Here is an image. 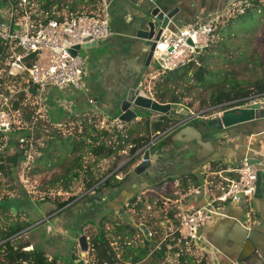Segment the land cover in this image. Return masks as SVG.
Returning <instances> with one entry per match:
<instances>
[{
  "label": "crops",
  "instance_id": "crops-1",
  "mask_svg": "<svg viewBox=\"0 0 264 264\" xmlns=\"http://www.w3.org/2000/svg\"><path fill=\"white\" fill-rule=\"evenodd\" d=\"M108 1L111 2L110 28L114 33L113 36L107 41L100 43L99 49L81 52L86 60L84 91L78 93L67 91L66 93H62L53 89L50 90L48 96L49 100L46 103L48 109V113L46 114L47 122L50 120V116L52 117V114L58 111L59 114L65 112L63 116L71 117V119L79 117L78 114H86L88 112L90 114L93 113L94 117L92 118L96 121H110L119 117L121 112L115 107L113 102L123 95L124 91L122 90V86L124 82H127L129 85L134 83V80L142 72V65L145 61L146 54L144 47L146 46V42L139 38L138 32L149 30L146 26L147 20L143 19L146 11L160 8L165 13H174L175 15L170 20V23L172 29L176 30L177 28L188 27L196 22L214 19L218 21L235 8L241 7L243 9L244 6L249 5L254 0H140L138 5L130 3L127 0ZM32 3L35 5L34 12L37 19L44 16L53 19H63L69 15H78L82 13L93 14L97 11V2L93 3L92 0H32ZM15 5H17V2L14 3L12 0H0V24L9 20L12 8ZM241 8L238 10L240 11ZM149 72H151V68L148 70V74ZM154 76H156V72ZM148 95L153 97L151 92H148ZM91 99L96 102L94 105L90 104L89 101ZM67 106H72L73 112H68L66 109ZM152 115L154 116L151 117V119L143 118L133 122L132 128H125V131L127 130L130 134L131 141L145 137L149 132H151V134L154 133V126H159V122L164 121L165 117L156 114ZM153 118H155V120ZM169 120L172 121L171 119ZM201 123L196 124L192 119L190 123L183 124L168 134H166V131L170 127L164 131L156 132L154 135L156 136L161 133V137L154 141L150 147L151 159L154 165L153 169H151L150 177L144 176L137 178L130 172L132 169L131 167L128 168L127 171L124 169L121 172L122 178L118 179H124L125 182L120 189H115V193H117L113 194V199L107 198L106 194L101 195L102 197L100 196L99 198V196L96 195L97 190L93 191L90 188L81 193L74 202L67 204L65 207L57 208V200L45 201V199L42 198L39 202H36L31 196H24L23 198L11 196L16 198V202L19 205L15 212H12V205H8L11 208L10 212L13 213L14 216L17 212H24L26 215L24 219H26L27 222L34 219L36 215L44 219L41 221V225L38 229V233L43 232V236L36 238V241H29L31 243L29 249L31 250L34 247H38L43 250L42 246L47 245V242L53 239L55 242L58 241L57 249L60 248V242H63V247L64 242H72L75 243L76 253L74 256H76L77 260L82 255L81 250L78 248L79 243L77 241L80 236L85 235V232L77 235L75 231L80 227L82 229V226L86 224V221L78 222L77 219L83 216L95 215L104 204L107 205L105 210L110 212V216L116 214L118 217V219H111L112 223L118 220L116 223H122L136 228L139 233L137 237L140 238L138 244L141 245L142 240L146 239L148 244H145L147 245L145 248L148 249L154 242L153 240L150 241L149 238L143 234L140 230V226L143 225L146 228L159 231V228L155 226L156 224L165 221L176 224L177 218L181 213L190 211L210 201L211 197H209V191L205 186L209 173L228 167H236L245 157L249 159H260L264 164V132L260 133L261 130L253 132L250 128L248 130L249 133H238L235 136H228L226 133L222 132L216 134L215 140H210L205 134V131H203ZM173 124H171V126ZM125 125L128 126L129 124ZM188 126H193L201 131L205 137L203 141L206 143L213 141L214 146L207 144L201 147L196 143H191L179 148L178 145L182 138H185V140L195 138V133L192 130L186 131L189 133L185 137L178 138L176 136L178 131ZM147 128L149 130L148 133L146 132ZM17 137L18 134H0V153L8 152L10 145L13 146V150L15 151L12 152V150V154L10 152L9 155L15 154L16 150L20 152L23 151L24 149L21 148L17 142ZM107 143L108 140L106 141V144ZM130 144L137 146V142H132ZM2 147L4 148L1 149ZM55 150L56 153L51 154L50 158H42L40 160L38 164L41 166V169L49 170L45 167L48 168V166L50 167L51 165H58L61 158L58 159V151L57 149ZM51 152L52 149L50 153ZM201 153H203L200 156L201 158L208 156L216 160L203 165L205 162H201L198 159V154ZM40 155L41 154L37 152L34 160L35 158L41 157ZM118 155L120 159L123 157L120 153ZM34 160L33 163L35 162ZM90 160L93 162L94 158L91 157ZM109 160L111 162L114 161V159ZM103 162H106V159L103 160ZM121 163L118 168L121 167ZM59 171L61 172L59 175H61L62 170ZM59 171H55L56 174L54 177L59 176L57 174ZM114 171H116V169L109 175ZM1 176L3 180L6 178L4 175ZM173 180L175 181L173 182ZM184 182L186 184H184ZM47 183H44V187L48 186ZM1 189L2 187H0V190ZM195 190L200 191V193L196 195ZM143 192H147V197H145L143 203L144 208L134 213L132 208L129 206L127 207V205L131 199L136 198ZM1 198L0 200L3 203ZM87 200L91 201L87 202ZM160 202H164V208L160 207ZM80 203H84V210L82 207L77 208L81 205ZM221 205L223 206L220 209L222 214L216 216L213 222L202 230V237L209 244V250H211L213 257L208 256L209 254L206 253L207 255L203 256L201 264H232L234 260L239 257L236 243L226 239L229 224L226 222L225 217L244 222L249 216L248 219L255 221L253 225H259L262 216H264V202L256 201L254 203L253 200L247 203L242 200L236 203ZM74 207L76 209L73 211V214L76 219H68L66 216L67 212ZM147 207L151 209L149 210ZM244 208H248L249 210L245 212L243 211ZM122 209L123 212H121ZM1 212L3 211L0 210V220L3 222L6 214H2ZM245 224L253 228V225L248 222H245ZM0 228L2 227L0 226ZM161 234L162 231H159V240ZM141 238L144 239L141 240ZM262 238H264V236ZM127 241L129 242V240ZM211 243H215L223 250H221V248L220 250L215 249L210 245ZM131 244V242L128 243L129 246ZM111 245L114 251L119 250L117 242H113ZM123 253L124 251H121V255H123ZM163 253H160L161 255H158L156 258L150 257L147 259V262L157 264L162 261V263H164L163 259L165 257H163ZM121 255L116 253L117 258H121ZM47 256L50 259L54 258L56 264H60V259L51 257L48 254ZM196 257L201 258L199 256ZM151 259H153V261H150ZM189 260L193 261L194 257H189Z\"/></svg>",
  "mask_w": 264,
  "mask_h": 264
},
{
  "label": "built area",
  "instance_id": "built-area-1",
  "mask_svg": "<svg viewBox=\"0 0 264 264\" xmlns=\"http://www.w3.org/2000/svg\"><path fill=\"white\" fill-rule=\"evenodd\" d=\"M96 1L98 7L93 14L69 15L63 19L44 16L37 19L35 5L31 0H18L17 5L12 8L9 20L0 24V134H25L17 137L19 146L24 149V159L21 161L23 164L28 165L34 160L37 147L43 144V138L47 137L45 135L52 132L47 126L49 123L46 115L50 90L62 93L67 91L78 93L85 90L86 60L81 53L74 57L71 50L88 43L107 41L114 34L110 28L111 2ZM239 12L243 13L244 10L241 8ZM215 22L217 19L201 21L174 30L169 21L160 38L154 41L152 65H157L156 76L196 62L198 56L213 42ZM32 91H35V94ZM248 101L251 104L246 106L245 103ZM89 102L92 105L96 103L93 99ZM254 104L264 102L261 99L249 98L223 104L217 108L223 112L230 108H245ZM66 109L70 113L73 112L72 106H67ZM182 120L179 121L182 123L188 119ZM96 123L97 127L108 135L107 147H122L124 150L120 151V154L123 153L125 158L121 167L93 185L91 188L93 191L105 185L112 177H116L117 172H122L128 166L133 169L135 165L141 163L142 156L134 161L133 157L137 152L145 151L147 146L154 142L152 139L135 153L128 154L125 149H133L135 145L128 142L130 135L125 131L124 122L114 118ZM53 128L60 129L58 126ZM256 180L257 168L249 163L247 157L236 167L209 173L205 186L209 191L210 201L181 213L176 224L167 221L156 224L159 231H162L160 240L159 231L147 228L148 238L154 243L147 249L149 252L146 260L137 264H145L147 259L156 258L163 252L162 255L165 257L163 264H181L182 259L187 263L189 257H194L193 261L201 264L204 255L209 254L208 256L213 257L209 244L202 237V230L213 222L216 216L222 214L218 205L242 200L247 203L253 201ZM199 193L200 191L195 190L196 195ZM239 196H243V199L241 200ZM145 197L147 192L136 197L135 203L131 206L134 213L138 210L137 206L144 203ZM87 241L88 251L76 262L84 260V264H96L95 251L90 246L89 237ZM5 242H1L0 245ZM145 244L146 239L142 240L141 245L146 247ZM78 248L81 250L79 244Z\"/></svg>",
  "mask_w": 264,
  "mask_h": 264
},
{
  "label": "rangeland",
  "instance_id": "rangeland-1",
  "mask_svg": "<svg viewBox=\"0 0 264 264\" xmlns=\"http://www.w3.org/2000/svg\"><path fill=\"white\" fill-rule=\"evenodd\" d=\"M261 3H264V0H258ZM96 2V1H95ZM97 7L98 4L96 3ZM239 8H235L233 11L228 13L227 15H235L236 13H239ZM226 15V16H227ZM234 33V34H233ZM231 35L225 36V38L222 39L223 42L222 44H213L209 48H207L206 51H204V56L205 60L200 62V66H204L206 69L214 71L219 73V77H215L214 80H220V77H223V75L226 74H233L237 80L245 82V83H251L255 82L261 77L264 76V65H259L258 59L262 58L264 59V23L261 24V26L258 27H253L251 30L245 32V31H234ZM102 43V42H100ZM99 43V44H100ZM84 52V51H82ZM264 64V62H263ZM157 70V65L153 64L151 66V72L149 74L143 75V77L140 79V84H143L144 90L148 93H152V89L155 86L156 81H158L159 76L153 77L155 72ZM195 70V69H193ZM191 82L187 80H182L179 86L176 89V97L178 99H181L180 103L174 105V115L170 116V119L172 120L171 122L177 123L179 120L187 118V116L194 115L192 117L194 123L200 124L202 121H208L211 119H215L219 117V114L222 113V109L220 108H215V107H209L206 105H202L203 100H207L208 98V93L209 91H206L202 89L200 86L194 87L188 91V87L191 86ZM251 97L253 99H263L262 101L264 102V95H259L255 94L253 89H251ZM49 100V98H47ZM246 106L250 105L251 102H246ZM59 112V111H58ZM54 112L55 114H52V117L50 116V120H48L47 126L50 127L51 130H53L54 127H60L59 131H63L64 136L68 135V131H73L72 128H75V126L78 123H81L83 120H86L89 122L93 116V113L90 114L89 112L86 114H78L79 117L72 118L71 117H65V112L63 113H58ZM50 115V114H49ZM139 118H145V119H151L154 115H152L150 112L140 110L138 111ZM152 115V116H151ZM155 120V118H153ZM59 124V125H58ZM64 125L66 127H64ZM96 126V125H95ZM124 127H133V124L124 125ZM82 128V127H81ZM99 131H101L98 128ZM54 131H57L54 130ZM81 131H83L81 129ZM127 131V130H126ZM53 132V131H52ZM51 132V134H52ZM128 135L129 132L127 131ZM50 134V133H49ZM50 134V135H51ZM155 133L149 132L147 137L148 141H151L154 138ZM19 136L25 135L24 133H18ZM49 137L43 138L42 141H47ZM63 136V137H64ZM133 139V138H132ZM130 143V142H129ZM136 146H134L135 148ZM13 146L10 145L8 148V152H3L4 157L10 156V152L13 150ZM58 153V159H60V162L58 165H55L54 169L52 170H45L42 169L39 171V173L35 174L33 172V169L36 167V165L31 161L30 164L26 165L23 164L22 162L20 163V166H11L7 164V168L0 173V177L2 178L1 175H4L6 178L3 180V178H0V187L2 189L0 190V198L3 200V204L5 205H12V209H16L19 207L17 204L16 198H13L11 196H15L18 198H23L24 196H31L33 200L36 202H39L40 199H45L49 198L48 201H68L69 203L74 202L84 191H87L86 187L83 185L81 181L75 182L72 185V190H70L69 193H66L59 188L60 186L56 187H49L50 190L48 192L46 191H40V187H44V183L49 182L54 175L56 174L55 171L61 170V166L64 168L69 167L71 163L74 161V158H76L77 152L72 153L74 149V143L67 144H57L56 147ZM131 150L126 149V152L128 154L131 153ZM13 150L12 152H14ZM51 151V148H50ZM11 152V154H12ZM123 157L118 159L117 161H110L109 159H106V162H99V164L95 167L94 173L96 177V181L94 184L99 183L105 177L109 176V174L118 168L120 165L121 161L125 158L124 154L122 153ZM55 157V156H54ZM91 157H87L85 161L88 164H91ZM55 160V159H54ZM112 160V159H111ZM4 161V160H3ZM6 162V161H5ZM13 168V169H12ZM122 171V170H121ZM127 171V169H126ZM115 172V171H114ZM61 172L59 171L57 174L59 175ZM117 178H122L121 172L116 173ZM112 177L111 179H113ZM110 180V179H109ZM175 180H173L174 182ZM105 187V185H102L98 190L96 195L100 196L103 194L107 195V198L113 199V194L115 193V190H112L110 188ZM44 189H48V187H44ZM117 193V192H116ZM115 193V194H116ZM174 193V192H171ZM102 197V196H101ZM17 198V199H18ZM72 199V200H71ZM47 201V200H45ZM91 200H87V202H90ZM86 203V202H85ZM81 204V203H80ZM84 203H82L79 207H82L84 210ZM164 202H160V207L164 208ZM220 208H222V205H218ZM107 207L106 204L102 206V208L99 209V211L96 212L95 215H90V216H83L80 219H77V221L85 222L84 226H82L79 229H76L77 235L82 234L85 232V235L90 238H95L96 236H99L102 231H108L111 232L114 228L115 225L112 224L113 219H118L116 214L110 216V212L108 210H105ZM144 208V205L141 204V207L139 209ZM76 208L74 207L73 209H70L69 212H67V218L75 220L76 217L73 214V211ZM13 212V211H12ZM3 214V212H1ZM5 218L3 222L0 220V226L3 228L8 227L9 224H15V223H27L28 227L25 229L21 235L14 236L10 239V241L18 246L26 241H31L35 240L36 238H39L40 236H43V232L38 233V229L41 225V221L44 220L42 217L39 215H36V217L30 221H26V215L24 212H17V214L14 216L13 213L12 215L10 214L9 211L5 213ZM52 214V213H50ZM110 216V217H109ZM117 217V218H116ZM112 219V220H111ZM88 220V221H87ZM118 222V220L116 221ZM115 222V223H116ZM38 225V226H35ZM32 227V228H31ZM31 228V229H30ZM135 230L134 236L129 240V242L132 243V245H137L138 241H140V238L137 237L139 235L138 231L136 228H133ZM75 235V236H77ZM107 238H111V233L106 234ZM79 237V236H77ZM80 238V237H79ZM78 238V239H79ZM117 238V237H115ZM112 239V238H111ZM58 242V241H57ZM57 242L53 239L52 241H48L47 245L42 246V249L51 257H56V259H60V264H75L76 256L74 254L76 253V248H75V243H66L64 242V247H63V242H60V248L57 249ZM127 243L128 241H124ZM124 242L121 244H118V251H115V253H118L121 255V251H124L125 244ZM128 242V243H129ZM2 247H0V255L1 258L4 256V251L3 249L5 248L4 244H1ZM0 245V246H1ZM126 252V250H125ZM95 263L97 255L95 253ZM54 259V258H52ZM116 263L115 264H129V261L123 260L122 255L121 258L115 257ZM209 259V258H208ZM92 260V258H90ZM145 264H156L153 262H146ZM157 264H163L162 261L158 262Z\"/></svg>",
  "mask_w": 264,
  "mask_h": 264
},
{
  "label": "trees",
  "instance_id": "trees-1",
  "mask_svg": "<svg viewBox=\"0 0 264 264\" xmlns=\"http://www.w3.org/2000/svg\"><path fill=\"white\" fill-rule=\"evenodd\" d=\"M96 0H92L95 3ZM97 2V1H96ZM32 3V0H31ZM243 13H236L235 15L224 16L220 18L214 24L213 33V44H222L221 42L225 36L231 35L234 31H249L253 27L261 26L264 23V3L258 0L252 1L249 5L244 6ZM234 34V33H233ZM205 49L204 51H206ZM205 53V52H204ZM204 53L198 56L196 62L182 67L178 70L168 72L159 76L158 81H156L155 86L152 89L153 97L160 103L166 104L171 103L174 105L180 103L181 99H178L175 95L176 89L182 80H187L191 82V86L188 87V91L194 87H201L202 89L209 91L207 100L202 101V105L209 107L221 106L223 104L231 103L234 101L246 100L251 97V89L255 94L264 95V76L255 82L245 83L237 80L233 74H226L220 77V80H214L215 77H219V73L206 69L204 66H200V62L205 60ZM198 62V63H197ZM259 65H264V59H258ZM195 69V70H193ZM171 122L167 117L164 118L163 122H159V126L155 125L153 128L154 133L164 131L171 127ZM96 125V126H95ZM67 126V125H66ZM64 125V127H66ZM82 127V128H81ZM81 129L83 131H81ZM52 134H46L45 136L50 138L47 141H43L41 146L37 147V152L40 153L41 157L35 158L34 164L36 167L33 169L35 174L39 173L41 166L38 164L42 158H50L51 154H55L57 144H67L74 143V149L72 153L77 152L76 158L71 163L69 167L64 168L61 166L62 174L53 177L48 183V189L41 188L39 190L48 192L49 187L60 186V189L66 193L72 190V185L75 182L81 181L86 189L93 187L96 177L94 173L95 167L99 162L105 159H114V162L119 159L120 151L124 150L122 147H107V134L99 131L97 123L94 118L89 122L83 120L78 123L73 131H68V135L64 136L63 131H54ZM148 128L146 132L148 133ZM64 136V137H63ZM40 135L38 136V138ZM137 142V146L131 150V154L135 153L140 147L148 142V137H141L134 141L130 140V143ZM50 148L52 152L50 153ZM50 153V154H49ZM23 151L16 150V153L7 157L0 153V172L5 170L8 166L7 164L13 166H20L21 161L24 159ZM93 157L94 161L88 164L85 159L87 157ZM4 160V161H3ZM6 161V162H5ZM46 166V165H45ZM55 166L45 167L46 169H54ZM12 168V169H13ZM125 182L124 179L119 180L114 177L106 182L105 187L112 190L120 189L122 184ZM184 184H186L184 182ZM46 187V188H47ZM106 188V189H107ZM45 200H49L47 196ZM72 200V199H71ZM69 201V200H68ZM68 201H57V208L65 207L69 204ZM136 198H133L129 202V206H133ZM141 204L137 206L139 210ZM0 210L3 213L7 211L10 212L11 208L5 204L0 206ZM12 215V213L10 212ZM112 223V222H111ZM115 228L111 231H102L99 236L95 238H90V246L95 251L98 258H96L97 264H115L117 261L115 259L116 253L113 250L112 243L117 242L121 244L126 240H131L134 236L135 230L129 225H124L122 223H115ZM28 227L27 223H15L9 224L8 227L0 228V243L5 242L4 256L1 258L0 264H56L55 259H50L47 254L38 247H34L31 250L27 248L31 247V243L26 241L18 246L14 245L10 239L20 232L24 231ZM138 231V230H137ZM111 233V238H107L106 234ZM21 235V234H20ZM117 237V238H115ZM148 244V242H146ZM2 247V245L0 246ZM124 253L122 255L123 260L129 261L130 264H137L142 259H145L148 255V250L142 245L137 243L134 245L123 246ZM2 250V249H0ZM126 250V252H125ZM181 264H196L195 261H188L185 263L182 259Z\"/></svg>",
  "mask_w": 264,
  "mask_h": 264
},
{
  "label": "water",
  "instance_id": "water-1",
  "mask_svg": "<svg viewBox=\"0 0 264 264\" xmlns=\"http://www.w3.org/2000/svg\"><path fill=\"white\" fill-rule=\"evenodd\" d=\"M14 3L18 2V0H12ZM130 3L138 5L140 0H127ZM144 20L146 19V26L149 28L148 31H139V38L146 42L145 50V61L142 65V72L137 76L132 85H129L127 82H124L122 86L123 95L114 100L113 104L116 108L119 109L121 114L119 115V119L125 124H132L142 118H139L138 111L144 110L150 112L151 114H156L161 117H168L174 115V107L171 103H160L155 98L148 95V93L144 90L143 84H140L141 75L148 74V70L152 66V58L153 51L155 48L154 41H157L163 29L169 24V21L175 15L174 13H165L160 8H154L150 11L145 12ZM191 43V42H190ZM99 43L93 42L85 44L80 47L77 46L71 50V53L74 57H76L82 51H91L93 49H99ZM35 94V91H32ZM192 120L188 119L185 122L178 121L174 123L167 131L166 134L173 131L174 129L180 127L183 124L190 123ZM264 123V104H254L250 107H236L224 110L219 114V117L212 119L207 122L208 130L205 131V134L210 138V140H215L216 134L213 131H220L226 133L228 136H235L238 133L247 134L248 131L245 132L243 129L251 128V131L256 132L255 127L261 128V125ZM192 130L195 133V138L186 139L182 138L180 140L179 148H182L185 145L196 143L198 146L204 147L209 144L214 146L213 141H209L208 143L203 140L205 137L203 133L199 131L197 128L193 126H188L184 129H181L176 133L178 138L185 137L188 135L186 131ZM264 130H261L260 133H263ZM152 143H150L145 151L141 150L135 154L133 157L137 159L142 156L141 163L135 165L131 170V173L134 177H150L151 169H153L154 165L151 159L150 147ZM143 153V154H142ZM198 154V159L206 165L216 159H211L208 156L205 158H201L202 155ZM221 157V156H220ZM219 157V158H220ZM210 159V160H207ZM218 159V158H217ZM207 160V161H205ZM133 163V162H132ZM249 163L254 165L257 168V180H256V191L254 194V203L256 201L264 202V164L260 159L250 158ZM242 200L243 196H239ZM2 201L0 200V206L2 205ZM249 209L244 208L243 211L247 212ZM13 212L16 209H12ZM123 212V209L121 210ZM228 225V235L227 240L233 241L237 245L238 249V258L234 260V262L242 263V264H264V216H262V220L259 225H253L255 221L247 219L243 221H236L230 217H225ZM254 219V218H252ZM248 222L253 225L251 228L250 225L245 224ZM140 230L143 232L145 236L148 237L147 228L143 225L140 226ZM26 231V230H24ZM24 231L20 232L17 235H20ZM16 235V236H17ZM261 242H260V241ZM81 248L82 256H85L88 251V241L85 235L80 236L77 241ZM215 249L220 250V246H217L215 243L210 244ZM221 250H223L221 248ZM75 264H84V260H80Z\"/></svg>",
  "mask_w": 264,
  "mask_h": 264
},
{
  "label": "flooded vegetation",
  "instance_id": "flooded-vegetation-1",
  "mask_svg": "<svg viewBox=\"0 0 264 264\" xmlns=\"http://www.w3.org/2000/svg\"><path fill=\"white\" fill-rule=\"evenodd\" d=\"M143 77V75H141V78ZM170 119V118H169ZM184 120V119H183ZM212 120V119H211ZM208 121H210V120H208ZM208 121H202V123H201V126L203 127V131H206V130H208V127H207V122ZM250 128H244L243 130L245 131V132H247L248 130H249ZM255 129H256V131H258V130H264V123L261 125V128H257V127H255ZM215 134H217V133H222V132H220V131H213ZM189 150V149H188ZM128 168H130V166H128L126 169H128Z\"/></svg>",
  "mask_w": 264,
  "mask_h": 264
},
{
  "label": "bare ground",
  "instance_id": "bare-ground-1",
  "mask_svg": "<svg viewBox=\"0 0 264 264\" xmlns=\"http://www.w3.org/2000/svg\"><path fill=\"white\" fill-rule=\"evenodd\" d=\"M193 116H194V115L187 116V118H185L184 120H186V119H190V118H192ZM182 121H183V120H182ZM159 137H161V133H159L158 135L154 136L153 141H156Z\"/></svg>",
  "mask_w": 264,
  "mask_h": 264
}]
</instances>
